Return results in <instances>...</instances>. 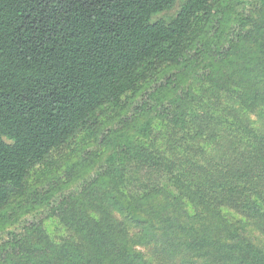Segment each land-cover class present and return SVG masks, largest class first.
<instances>
[{
    "label": "rangeland",
    "instance_id": "374dc122",
    "mask_svg": "<svg viewBox=\"0 0 264 264\" xmlns=\"http://www.w3.org/2000/svg\"><path fill=\"white\" fill-rule=\"evenodd\" d=\"M182 1L160 16H174ZM263 2L214 0L209 8L212 18L217 15L213 26L200 28L198 42L182 63L159 69L123 106L100 116L53 152L47 164L31 170L22 192L0 214V260L7 259L2 264L53 259L77 264L60 256L65 248L80 251L78 263L86 264L101 241L107 264H140L141 256L148 264H238L234 258L216 262L185 246L200 228L225 238L231 230L224 226L239 228L264 251L260 197L254 220L228 206H221L217 216L207 215L190 202L183 192L188 187L177 180L187 183L210 166L226 127L236 119L244 118L264 134V106L243 107L227 91L242 83L226 77L229 72L251 74L264 62L261 48L236 37L244 28L242 17L264 18ZM140 148L154 158L137 153ZM131 210L136 219L128 223ZM86 226L92 229L85 236ZM101 232L116 236L134 260L121 262L109 251V237L98 236Z\"/></svg>",
    "mask_w": 264,
    "mask_h": 264
},
{
    "label": "trees",
    "instance_id": "16d2710c",
    "mask_svg": "<svg viewBox=\"0 0 264 264\" xmlns=\"http://www.w3.org/2000/svg\"><path fill=\"white\" fill-rule=\"evenodd\" d=\"M176 1L0 0V214L22 192L31 170L47 164L53 152L100 116L123 106L159 69L182 63L200 28L213 26L214 0H183L174 16H160ZM239 22L245 29L236 35L238 41L251 40L264 51V18L246 16ZM254 69L226 74L229 82L242 83L239 92L227 91L247 109L264 106V62ZM226 128L210 166L187 183L177 180L203 213L217 216L221 206H228L254 220L256 199L264 204V134L244 118ZM136 152L154 158L144 149ZM126 218L132 223L136 216L131 210ZM260 219L264 229V212ZM93 226L101 228L96 221ZM85 228L86 236L92 226ZM225 229L231 231L223 239L204 228L194 230L185 246L216 262L234 258L238 264H264L258 245L239 228ZM108 237L109 251L121 262L134 260L116 236ZM101 246L86 256V264H107ZM59 254L79 264L80 251L65 248ZM53 260L30 264H58ZM139 262L148 264L142 256Z\"/></svg>",
    "mask_w": 264,
    "mask_h": 264
}]
</instances>
